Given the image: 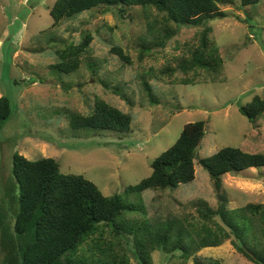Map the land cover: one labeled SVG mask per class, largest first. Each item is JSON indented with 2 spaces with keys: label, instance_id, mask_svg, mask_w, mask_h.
Returning <instances> with one entry per match:
<instances>
[{
  "label": "rangeland",
  "instance_id": "374dc122",
  "mask_svg": "<svg viewBox=\"0 0 264 264\" xmlns=\"http://www.w3.org/2000/svg\"><path fill=\"white\" fill-rule=\"evenodd\" d=\"M54 1L0 0V96H8L13 108L0 130V210L8 207L13 215L17 205L14 152L31 160L52 157L62 173L84 176L104 195L119 194L125 207L118 220L183 217L195 214L197 204L216 209L219 201L198 161L194 180L176 188L141 194L124 188L151 173L152 160L189 122H205L197 160L223 147L264 152V111L252 121L239 111L255 96L264 99V0L245 6L241 0H222L219 8L225 16L207 22L220 69L213 73L196 67L188 75L180 65L199 45L201 27L176 28L162 14L139 6L128 8L124 16L100 6L52 26ZM170 29L176 33L163 46L151 45ZM87 30L92 41L77 70L51 68L57 62L55 49L77 43ZM114 46L123 50L128 63L112 53ZM182 79L187 81L180 83ZM145 82L150 94L143 89ZM95 97L129 113L130 131L72 129L66 113H90ZM222 193L229 209L264 202V166L224 174ZM196 254L222 264H254L230 240ZM130 262L137 264L132 258ZM151 264L178 263L154 251Z\"/></svg>",
  "mask_w": 264,
  "mask_h": 264
},
{
  "label": "trees",
  "instance_id": "16d2710c",
  "mask_svg": "<svg viewBox=\"0 0 264 264\" xmlns=\"http://www.w3.org/2000/svg\"><path fill=\"white\" fill-rule=\"evenodd\" d=\"M222 0H55L49 9L52 26L62 19L96 7H112L119 16L139 6L153 9L165 21L180 27H201L199 45L191 57L180 65L188 75L192 69L204 68L213 73L220 69L218 49L212 46L209 20L223 18ZM259 0H241L243 6ZM176 32L165 30L157 42L161 45ZM92 34L87 30L77 43L55 49L57 62L51 68L65 73L76 71L87 53ZM149 50L150 46L143 47ZM125 62L128 57L120 47H112ZM264 51V45H263ZM187 81L182 79L180 83ZM105 85V84H104ZM107 86V85H105ZM143 89L151 93L147 82ZM239 111L252 121L264 111V99L255 96ZM13 114L11 100L0 96V130ZM74 130L129 132V113L95 97L90 113H66ZM205 135V122L183 125L176 141L155 157L151 173L138 183L124 188L125 193L141 194L146 190L176 188L195 178L198 161L209 175L219 206L212 209L197 204L195 214L183 217H147L143 222L118 220L124 204L119 194L104 195L90 180L79 174H64L52 157L31 160L18 152L12 154V175L18 188L14 214L8 207L0 210V264H151L152 253L161 251L178 264H222L220 260H202L196 253L230 240L233 248L246 260L264 264V202L247 203L235 209L226 207L222 193V176L249 168L264 166V152L251 153L236 147H223L197 160V149ZM128 206V210H133ZM129 244L131 247H129Z\"/></svg>",
  "mask_w": 264,
  "mask_h": 264
}]
</instances>
